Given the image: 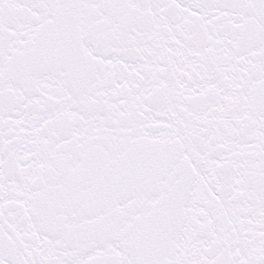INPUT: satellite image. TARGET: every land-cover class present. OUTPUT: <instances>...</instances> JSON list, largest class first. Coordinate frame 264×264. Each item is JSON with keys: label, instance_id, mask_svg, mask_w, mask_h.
<instances>
[{"label": "snow or ice", "instance_id": "obj_1", "mask_svg": "<svg viewBox=\"0 0 264 264\" xmlns=\"http://www.w3.org/2000/svg\"><path fill=\"white\" fill-rule=\"evenodd\" d=\"M0 264H264V0H0Z\"/></svg>", "mask_w": 264, "mask_h": 264}]
</instances>
